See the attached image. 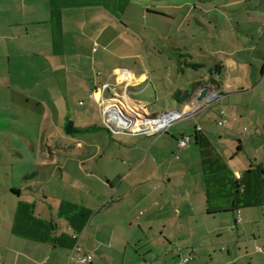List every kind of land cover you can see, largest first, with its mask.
<instances>
[{
	"label": "crops",
	"instance_id": "1",
	"mask_svg": "<svg viewBox=\"0 0 264 264\" xmlns=\"http://www.w3.org/2000/svg\"><path fill=\"white\" fill-rule=\"evenodd\" d=\"M149 16L171 20L211 57L225 52L214 56L219 73L210 67L186 90L212 78L214 103L239 72L237 94L264 103V0H0V264H79L88 254L82 264H143V248L173 246L181 232L190 264H264L262 135L237 142L199 123L178 136L153 128L138 90L151 76L143 35L159 34ZM187 57L178 74L206 66ZM75 92L89 108L79 128L95 130L87 138L63 134V98ZM95 104L112 133L104 142L94 137ZM109 108L128 132L109 124Z\"/></svg>",
	"mask_w": 264,
	"mask_h": 264
},
{
	"label": "rangeland",
	"instance_id": "2",
	"mask_svg": "<svg viewBox=\"0 0 264 264\" xmlns=\"http://www.w3.org/2000/svg\"><path fill=\"white\" fill-rule=\"evenodd\" d=\"M157 19L158 20L149 16L147 20L149 23L148 27L156 28L157 33L159 34H151L150 31H147V33L143 35L149 43H147L148 47L146 52V71L151 76L147 79L146 83L138 88L139 91H142L139 98L141 101L146 103L151 117H161V115H163L162 113H169L172 110L183 112L185 106L179 104V102L174 98L175 94L179 97H183L185 94L179 92L185 91L188 88V85L196 80L210 77L209 68L211 67L214 70L218 64V61L214 58V56L222 59L225 55L224 51L219 52V50H216V52L215 50H212V57L204 52H201L199 44L190 39L192 37L191 35L184 31L177 32L175 27H171V20L163 25H160L163 21L159 20L160 18ZM200 37L201 36H196V38ZM191 42H193V44ZM138 47L142 48L140 45ZM186 47L187 49H185ZM212 47H214V45H212ZM187 54L193 56L194 62L205 64L206 66L196 71L193 68H186L185 74L181 71H179L180 73L178 74V63L182 61L185 64L186 60H192L189 57L182 56ZM200 57H204V59H201ZM138 69L140 68H137V70ZM231 78L232 79L228 82L229 85H231V88L226 89L227 94L223 99H219L218 101L210 104V106H207L205 109H202L195 118H185L182 121L174 123L170 128V133H176L178 136V132L187 130L193 131L195 126L194 123H199L202 124L205 129L212 132L217 139H219V137L223 134L228 136V139H234L239 142L240 140L246 139L248 134L254 132L262 135L261 137L264 142V103H262V100L259 98V94H237L239 86L236 85L234 79H242L239 72L233 73ZM239 85L242 86L247 84L241 82ZM262 88L264 90V85ZM72 97V99L63 98V134L74 137L84 136L87 138L84 134L88 132L94 133L95 130H91V132L90 130L80 129L79 126L81 125V121L78 117H82L80 112H85L89 108L79 107L78 102L82 98H78L77 92H75ZM194 100L196 102L197 98ZM195 104H197V102ZM95 105L96 110L94 112L90 110V118L93 120V124L98 123V133L94 134V137L97 136V138H99V142H104L108 139V136L111 138L112 133L109 128V131L104 128L108 127V125L104 120L102 108L97 104ZM189 105L191 106L192 104ZM221 110L227 112V118L230 121V124L227 125V127L219 126V121L223 118V116H220ZM148 119L150 120L155 118L148 117ZM245 128L248 129V132L244 131ZM123 132L125 133L128 131L124 130L122 133ZM195 140L196 139L194 137L192 142ZM182 233L183 232H181L182 241L180 243H174L173 246H170L168 243L166 244L163 241L150 243L145 249L143 248L141 250L147 263H145L143 259L138 260V262L142 260V262H144L143 264H164L167 258H169V261H177L179 256L181 259L185 258V256H189V253L194 251V247L191 246V243L184 241ZM187 234L190 233L188 232ZM190 241L191 240H189V242ZM194 243L195 246L202 244L199 242ZM224 245L225 244L223 242L218 243V247H224ZM171 251H174L175 253L171 254ZM203 254L205 253L203 252ZM207 254H210V250H207Z\"/></svg>",
	"mask_w": 264,
	"mask_h": 264
},
{
	"label": "built area",
	"instance_id": "3",
	"mask_svg": "<svg viewBox=\"0 0 264 264\" xmlns=\"http://www.w3.org/2000/svg\"><path fill=\"white\" fill-rule=\"evenodd\" d=\"M104 88H107V86H104ZM219 97V94H210L208 93L207 97L202 100V101H196L197 104L194 103V105L191 106L190 110H188L187 112L183 113V112H178V111H174L171 113H164L163 115H161V117H156L155 119H150L149 122L151 123H158V124H162L163 122H165L162 127L158 128L157 130L160 132H164L166 131L169 127H171L175 122L183 120L185 118H189V117H193L197 114V112H199V110L202 108V106H210V104L215 101L217 98ZM106 114H108L109 116V124L115 129L117 130H125L128 129L130 127V123L127 122L123 116H119L118 114H113L111 111V108H109L106 112ZM225 123V121L220 122V125H223ZM155 125V124H154ZM190 139L187 137L182 138L179 141V146L180 148L185 147L188 143H189ZM78 238V237H77ZM79 249V248H77ZM93 260V255L92 254H88L84 257L78 258L77 262L79 264L82 263H88V262H92ZM191 260V257H186L183 259V261L180 264H189Z\"/></svg>",
	"mask_w": 264,
	"mask_h": 264
},
{
	"label": "trees",
	"instance_id": "4",
	"mask_svg": "<svg viewBox=\"0 0 264 264\" xmlns=\"http://www.w3.org/2000/svg\"><path fill=\"white\" fill-rule=\"evenodd\" d=\"M187 57V55H185ZM187 65H189V67L191 68H195L198 69L199 67H197L195 64L192 63H187ZM223 69V67L218 64L216 65L215 69L212 70V73L214 74L215 72L219 73L221 70ZM206 85H204L203 83H195L191 86L190 90H185V91H180L179 93H184L185 95L183 97H179L177 94H175L174 98L179 102V104H183L185 102H191L192 101V97L194 95V93L200 88H207V85H219L218 82H216L215 80H213L212 78L209 81L204 82ZM201 89V90H202Z\"/></svg>",
	"mask_w": 264,
	"mask_h": 264
},
{
	"label": "water",
	"instance_id": "5",
	"mask_svg": "<svg viewBox=\"0 0 264 264\" xmlns=\"http://www.w3.org/2000/svg\"><path fill=\"white\" fill-rule=\"evenodd\" d=\"M208 93H209V90H208V88H203L199 93H198V95H197V101H202V100H204L206 97H207V95H208Z\"/></svg>",
	"mask_w": 264,
	"mask_h": 264
},
{
	"label": "bare ground",
	"instance_id": "6",
	"mask_svg": "<svg viewBox=\"0 0 264 264\" xmlns=\"http://www.w3.org/2000/svg\"><path fill=\"white\" fill-rule=\"evenodd\" d=\"M165 122H163L162 124H158V123H151V124H153V128L154 129H158V128H160V127H162V125L164 124ZM155 124V125H154ZM149 126V125H148Z\"/></svg>",
	"mask_w": 264,
	"mask_h": 264
}]
</instances>
